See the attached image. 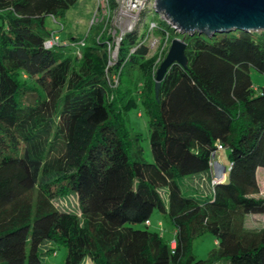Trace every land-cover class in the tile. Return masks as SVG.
<instances>
[{
    "label": "trees",
    "instance_id": "16d2710c",
    "mask_svg": "<svg viewBox=\"0 0 264 264\" xmlns=\"http://www.w3.org/2000/svg\"><path fill=\"white\" fill-rule=\"evenodd\" d=\"M76 2L0 0V264H45L46 244L66 249L64 264H264V227L247 226L264 216V87L251 80L252 70L264 75V32L179 34L153 13L158 50L150 53L143 25L121 37L109 65L101 24L44 46L56 32L47 19L62 22ZM174 38L187 65L167 69L156 97ZM66 41L84 42L79 56ZM136 106L151 162L127 126ZM217 145L229 170L212 185ZM126 167L132 184L113 203ZM70 195L76 211L61 206ZM154 212L172 227L174 248L148 229ZM206 234L216 246L196 259L193 243Z\"/></svg>",
    "mask_w": 264,
    "mask_h": 264
},
{
    "label": "rangeland",
    "instance_id": "374dc122",
    "mask_svg": "<svg viewBox=\"0 0 264 264\" xmlns=\"http://www.w3.org/2000/svg\"><path fill=\"white\" fill-rule=\"evenodd\" d=\"M156 0H114L111 5L109 0H77L76 4L67 12L65 20L62 22H54L52 19H47L46 26L49 30L56 31V34L63 40L68 37L85 39L89 34L91 26L101 24L103 28H106L108 35L111 38L110 46L107 45V53L111 58H114L117 52L118 44L127 32L138 28L142 29L143 25L151 23L153 13L155 17L159 19H165L163 12L155 11ZM147 15L140 24V18L143 15ZM166 20V19H165ZM62 24V25H61ZM87 42L90 40L87 39ZM83 42V41H82ZM84 43V42H83ZM80 42H64L62 45L65 48H70L74 53L80 51ZM146 44L148 45L151 54H154L159 46L162 44L159 37L153 32L149 35ZM251 80L254 86L264 87V75L252 70ZM111 82V81H110ZM112 83V89L116 90L117 84L114 86ZM127 126L132 133H137L141 136L140 145L143 149V157L147 162H151V152L148 139V125L147 118L140 106L132 108L127 115ZM228 150L224 149L219 152L218 159L221 166L226 171L229 168ZM123 169V168H122ZM117 170V190L115 193L108 194V198L116 203L118 198L124 193L126 187L132 184L131 178L127 179V167L126 170ZM122 171L121 175L120 172ZM227 173V172H226ZM258 184L260 186V194L264 196V168H260L258 171ZM119 175V176H118ZM125 177H122V176ZM111 193V192H110ZM75 195H70L68 198L61 202L63 208L75 209ZM158 223L160 225H158ZM247 226L253 228L264 227V216L255 215L250 216L247 219ZM137 228H144V226H136ZM150 231L161 233L162 236L173 242L172 227L162 219L158 212H154L150 219V225L148 226ZM214 238L209 234L202 236L194 241L192 246V253L196 259H204L208 252L215 247ZM45 248L52 251V255L47 256L44 259L45 264H64L66 249L63 246H56L54 244H46ZM82 264H91L89 260L85 259Z\"/></svg>",
    "mask_w": 264,
    "mask_h": 264
},
{
    "label": "water",
    "instance_id": "95a60500",
    "mask_svg": "<svg viewBox=\"0 0 264 264\" xmlns=\"http://www.w3.org/2000/svg\"><path fill=\"white\" fill-rule=\"evenodd\" d=\"M155 7L157 14L163 12L164 20L179 34L211 35L235 30L264 32V0H156ZM185 47L181 38L170 42L156 71V97L160 82L171 65L186 68ZM223 171L225 173L226 169Z\"/></svg>",
    "mask_w": 264,
    "mask_h": 264
},
{
    "label": "built area",
    "instance_id": "2783aa9c",
    "mask_svg": "<svg viewBox=\"0 0 264 264\" xmlns=\"http://www.w3.org/2000/svg\"><path fill=\"white\" fill-rule=\"evenodd\" d=\"M155 26H156L155 23L153 21H151V23L149 24V28H148V37H147V39L149 38V35L152 33V30L155 28ZM60 42H61V38L56 34V32H53L51 34V36L44 42V46L49 49V48L58 46L60 44ZM62 43H64V42H62ZM79 45H80V47L83 46V42L81 41ZM167 45H168L167 44V40H164V43L162 45V50L164 48H166ZM108 46H110V43L108 44ZM79 52L80 51H78L76 53L78 56L80 54ZM159 54H160V52H159ZM109 57H110V61H109L108 64L111 65L112 62H113V60L115 59L116 55L114 56V58H111V56L109 54ZM107 80L110 83V86L111 87H112V83H114V86H115L117 84V82H118V78L115 77V76L113 78H110V79L108 78ZM222 149H223V147L221 145H217L216 150L214 152H212L211 153V156H210V159H211L210 160V172H211V176H212V180H211V184L212 185H214V184H216V183L219 182V178L215 176V174L217 173V171H221V172L223 171V167L219 166L217 164V162H216V158L218 156V153ZM147 225L149 226L150 223L147 222ZM170 245H171L172 248H174L175 247L174 241L172 243H170Z\"/></svg>",
    "mask_w": 264,
    "mask_h": 264
},
{
    "label": "crops",
    "instance_id": "0c3cea01",
    "mask_svg": "<svg viewBox=\"0 0 264 264\" xmlns=\"http://www.w3.org/2000/svg\"><path fill=\"white\" fill-rule=\"evenodd\" d=\"M218 157V156H217ZM216 162H217V164L219 165V166H221L220 165V163H219V161H218V159L216 160ZM221 167H223V166H221ZM224 168V167H223ZM260 169V168H259ZM258 169V170H259ZM257 170V171H258ZM227 172V171H226ZM226 172L224 173V171H217V173L215 174V176L216 177H218L219 178V182H222V181H224L225 180V178H226ZM257 179H258V173H257ZM215 243V242H214ZM88 260V259H87ZM90 261V260H89ZM90 263L92 264V262L90 261Z\"/></svg>",
    "mask_w": 264,
    "mask_h": 264
}]
</instances>
